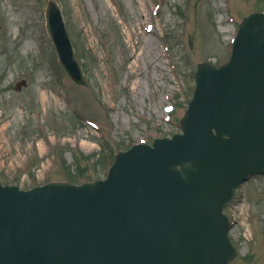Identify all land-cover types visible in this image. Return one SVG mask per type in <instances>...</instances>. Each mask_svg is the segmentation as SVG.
Returning a JSON list of instances; mask_svg holds the SVG:
<instances>
[{"label":"rangeland","instance_id":"rangeland-1","mask_svg":"<svg viewBox=\"0 0 264 264\" xmlns=\"http://www.w3.org/2000/svg\"><path fill=\"white\" fill-rule=\"evenodd\" d=\"M58 1L87 86L55 55L48 0H0V178L25 189L102 178L116 152L179 132L197 65L226 61L241 19L264 10V0ZM234 194L230 264H264V174Z\"/></svg>","mask_w":264,"mask_h":264},{"label":"water","instance_id":"water-1","mask_svg":"<svg viewBox=\"0 0 264 264\" xmlns=\"http://www.w3.org/2000/svg\"><path fill=\"white\" fill-rule=\"evenodd\" d=\"M54 9L55 46L79 79ZM244 28L229 63L197 70L183 134L120 153L107 180L0 184V264H228L236 250L222 210L264 171V15Z\"/></svg>","mask_w":264,"mask_h":264},{"label":"bare ground","instance_id":"bare-ground-1","mask_svg":"<svg viewBox=\"0 0 264 264\" xmlns=\"http://www.w3.org/2000/svg\"><path fill=\"white\" fill-rule=\"evenodd\" d=\"M141 46H142V45H141ZM146 47H147V42H145V44H144V46H143L142 49H146Z\"/></svg>","mask_w":264,"mask_h":264}]
</instances>
